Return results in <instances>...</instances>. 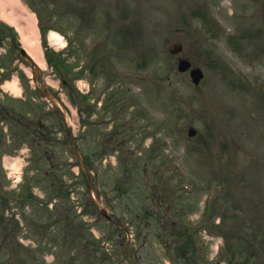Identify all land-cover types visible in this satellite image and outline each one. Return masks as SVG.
Segmentation results:
<instances>
[{
  "label": "rangeland",
  "instance_id": "374dc122",
  "mask_svg": "<svg viewBox=\"0 0 264 264\" xmlns=\"http://www.w3.org/2000/svg\"><path fill=\"white\" fill-rule=\"evenodd\" d=\"M20 3L63 36L67 48L50 50L72 81L65 88L62 71H43L64 115L31 89L29 64L10 42L0 48V68L16 63L6 79L14 76L24 114L43 118L58 139L44 148L52 168L25 140L24 161L12 144L2 152L35 199L21 207L7 198L18 190H4L0 264H264V0ZM212 18L227 31L208 32ZM177 44L204 70L200 86L178 73ZM81 159L121 229L100 215Z\"/></svg>",
  "mask_w": 264,
  "mask_h": 264
},
{
  "label": "bare ground",
  "instance_id": "6f19581e",
  "mask_svg": "<svg viewBox=\"0 0 264 264\" xmlns=\"http://www.w3.org/2000/svg\"><path fill=\"white\" fill-rule=\"evenodd\" d=\"M0 17L20 31L23 45L28 54L39 67L45 70L47 63L41 46L35 15L28 13L24 5H21L20 0H0ZM60 38V35L56 32L52 31L50 33V41L52 43L59 44ZM26 70L31 76L30 69L26 68ZM4 88L12 93H17L20 90L15 79L12 82H7Z\"/></svg>",
  "mask_w": 264,
  "mask_h": 264
},
{
  "label": "flooded vegetation",
  "instance_id": "af4514ba",
  "mask_svg": "<svg viewBox=\"0 0 264 264\" xmlns=\"http://www.w3.org/2000/svg\"><path fill=\"white\" fill-rule=\"evenodd\" d=\"M11 108L14 109L13 106H11ZM13 114L14 113H12V111L10 112L8 105L0 104V158H1L2 151L7 150L10 144H13L14 152H19L20 146H21V140H22V137L24 136V133L21 132V129H20L21 127L24 130L29 128L33 132L32 134H34L35 136L34 141H38L39 145H41L44 142L45 143L51 142L53 140L50 135H48L46 132H43L42 130H40L39 132H36V130L32 128L33 121L27 119L24 115H22V117H19L18 115L16 114L13 115ZM9 116H11L10 119H12L13 127H15V129L13 130V134H9L8 136H5L3 133L2 126H4V124L7 122V120L9 119ZM40 126L43 127L41 122H40ZM6 132H10V130L7 129ZM2 171H3L2 164L0 161V200H2L1 199L2 195L5 194L4 190L5 189L9 190V188L5 186V184L7 183L6 181H4L5 173ZM1 218L2 217L0 216V228L4 225L2 224Z\"/></svg>",
  "mask_w": 264,
  "mask_h": 264
},
{
  "label": "water",
  "instance_id": "95a60500",
  "mask_svg": "<svg viewBox=\"0 0 264 264\" xmlns=\"http://www.w3.org/2000/svg\"><path fill=\"white\" fill-rule=\"evenodd\" d=\"M23 55L27 56L26 53L24 51H22ZM189 68V64L187 62H182L180 65V70L181 71H186ZM192 79L194 81L195 84H199L201 79L204 77V75L202 74V72L200 70H193L191 73ZM191 134H194V131L191 132ZM101 208V207H100ZM101 212L107 216V213L105 210H103L101 208ZM108 217V216H107Z\"/></svg>",
  "mask_w": 264,
  "mask_h": 264
}]
</instances>
